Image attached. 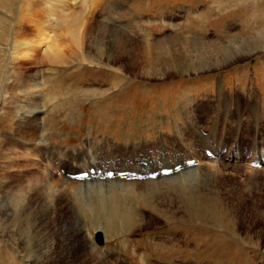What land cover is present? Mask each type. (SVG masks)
<instances>
[{
    "label": "rangeland",
    "instance_id": "1",
    "mask_svg": "<svg viewBox=\"0 0 264 264\" xmlns=\"http://www.w3.org/2000/svg\"><path fill=\"white\" fill-rule=\"evenodd\" d=\"M39 2L0 4V18L10 24L19 8H36L47 17V9L60 11L56 0L42 8ZM68 4L96 26L118 29L140 45L177 36L205 43L236 41L238 55L252 47L258 51L221 70L196 72L189 64L208 57L185 52L179 42L151 50V62L139 56L132 67L124 57L116 64L109 60L113 67H108L101 51L113 47L105 41L97 52L92 39L87 42L86 54L97 55L101 63L82 62L55 21L51 30L37 25L40 34H58L55 40L64 36L58 45H69L66 50L75 59L57 72L50 63L38 68L20 61L10 64L0 101V264H264V175L258 174L264 171V0ZM6 13L10 18L2 17ZM26 21L16 26L17 40L36 44L38 31H26ZM92 32L101 33L96 27ZM5 39L0 48L7 46ZM170 47L187 59L188 67L179 73L176 64L170 67L168 53L157 56ZM4 66L0 59V83ZM43 75L52 81L43 94L35 93V108L43 115L37 113L34 121L26 117L30 107L21 106L20 87L26 78L36 82ZM223 88L226 104L221 102ZM251 88L260 98L254 100V112L248 109ZM200 137L223 151L227 169L204 161L183 176L153 180L146 193L136 186L119 190L115 183H103L106 187L99 191L93 182L101 181L98 175L92 181L67 177L89 165L159 169L165 159L186 154L189 143L204 155ZM207 197L217 203L214 213L192 218L188 205ZM97 232L103 233V247L94 241Z\"/></svg>",
    "mask_w": 264,
    "mask_h": 264
},
{
    "label": "bare ground",
    "instance_id": "2",
    "mask_svg": "<svg viewBox=\"0 0 264 264\" xmlns=\"http://www.w3.org/2000/svg\"><path fill=\"white\" fill-rule=\"evenodd\" d=\"M11 1H13V0H0V4L12 7L13 5L10 4ZM39 1L40 2L38 4V7L42 8V7L47 6L46 3L48 2V0H39ZM70 1H75V0H56L57 5L56 4H54V5H56L58 10H60V11L56 12V10L47 9L51 13L48 15V17H47V15L45 16L44 14L43 15L38 14L37 13L38 11L36 8H33L34 10L31 8L29 11H28V9L19 8L16 10L17 11L16 16H14L13 19L10 20V24H8V22H6V20H3V18H0L1 22L4 21L2 23L3 27H1L2 33H0V41L5 39V37H6L5 40L7 42V46L5 47V49L0 48V59H2V61L5 62V66L3 67L4 70H3L2 76H1V83H0L1 84L0 85V101H1V99L3 97V93H4V87H5L4 84L8 78L7 76L9 75L10 64L14 61H18V62L20 61L21 63H23L25 65H26V63L27 64L29 63L30 65L37 66V68H38V66H43L44 64L50 63L52 65L50 70L52 72H57L59 66H61V65L65 66L66 64L68 65L71 63L69 61L71 57L75 59V57H74L75 55L72 52L74 50L75 53L80 54L82 56L81 59L76 57L77 60H81L82 62L83 61H85V62L91 61V62L101 63V62H99L100 60H96L97 55L95 56L96 57V59H95L90 54H86L87 42L89 39H92V45L93 46H91V47H92L93 52H97V51H100L99 49H103L102 48L103 44L110 45L113 47V50L101 51V52H103L104 56L107 55L106 57H108L107 60H104V61L102 60L104 62V64L108 67L109 66L113 67V65H111L109 60H112L116 64L119 62L120 59H122L124 57H127V58H129V60H132V63L130 65L132 67H133V64L135 63V61L139 58V56L147 58L151 62L152 61L151 55H150V54H152L151 50H154L155 48L164 47V46L166 47V45H175L174 43H179V42L180 43L182 42L184 44L183 49L185 50V52L195 53V54H197L195 56L199 57V59L200 58L204 59V57H208L207 60H206V58H205V61L200 60V62L195 63L193 66L191 63V64H189V67H188L187 59L185 58V55L182 54L183 52L180 50H177V49L172 50V48L170 47L171 49L169 48L168 51H162L160 53H157L158 58L162 54L168 53V55H170V61H169L170 67H172L173 64H176L175 70L178 71L177 73L185 70L187 67L189 70H196V72L206 71V70L207 71L221 70L226 65L232 64L234 62L236 63V62L244 59L246 56L253 55L255 51L256 52L258 51V48L252 47L249 49V51H247V54L238 55L236 52L239 50H237L236 47H239L240 45H238V42H236V41L234 43L230 42L227 44L226 43H220V42L205 43V42H196V41H191V40H187V39H182V38H178L177 36L167 38L165 40H160V41H156V40L151 41V42L146 41L143 45H140V44H137L135 41L131 40L130 38H128V36H126L123 32L119 31L118 29L108 27L107 25L102 24V23H100L96 26V24H94L95 22L94 23L91 22L89 19L84 17V15L82 13H77L78 11H76V10H75L76 11L75 12L72 9V7H70L71 5L68 4ZM76 1H78V0H76ZM14 4L16 6L15 2H14ZM3 8H4V6H3ZM74 9H76V8H74ZM4 15H6V16H4ZM4 15L2 17H5V19L10 16L7 13ZM20 20H27L26 24L28 25V27L26 28V31H30V32H35L36 30L38 31V29H36L37 25L41 26L42 29L51 30L54 26L53 22L55 21L56 25L54 27H60L61 29L63 28L64 32H66L69 35L67 37L71 43L70 47L72 48V51L66 50V47H69V45L66 46L65 48H64V46H62L60 44L58 45V43H61V41L65 40V38H63L64 36L60 37L59 40L58 39L55 40L57 38L56 35H58V34H55L52 38L46 34H42V33L40 34L38 31L37 37L39 36V40L37 41L38 43L35 42L36 44H34V41L32 43V42H26L25 40H21V41L19 39L17 40L15 30H16V26L18 25V22ZM8 26H9V28H8ZM93 27H96L97 29H99V31L101 33L98 35L93 33L92 32ZM5 32H8V33H5ZM24 35H26L25 32L23 33V36ZM64 35H65V33H64ZM102 41H105V43L102 44ZM196 46H199L201 48H197L198 50L193 49V47H196ZM257 47H259V46H257ZM1 49H3L4 52H1ZM261 49H262V47H261ZM159 51H161V50H159ZM116 52H117V54L115 55ZM114 55H115V58H113ZM152 55H154V53ZM81 56H79V57H81ZM99 56H100V54H99ZM188 56H190V54ZM195 56H192V57H195ZM213 56H218V58L212 60L211 58ZM3 58H5V59L3 60ZM77 60H76V63L78 62ZM165 62H167V60H165ZM171 63H173V64H171ZM79 64H80V62H79ZM3 65H4V63H3ZM71 65H72V63H71ZM154 67H155V65H154ZM41 73L42 72L40 71L39 74L42 75ZM175 74L176 73L173 72V75H175ZM38 78L39 77H37V79ZM51 81L52 80L50 78L45 77L44 75H43V78L41 81L31 82V80L28 78H26L24 82L22 81L23 83L21 84V87H20V93H21V95H23V99L25 101H24V105H21V106L26 107V108L30 107V109H31L28 112L29 115L26 117H30V118L32 117V118H34V121H35L36 114L37 113L39 115L42 114L43 110H39L38 106H37V108H35V106L37 105V104H34L35 103L34 100L36 98L35 93L37 92V90H39L37 94H40V93L43 94V91H45L47 89V86L51 84ZM42 96L47 98V94L42 95ZM220 96H221V102H223L224 104L229 102V97H228L227 93H225L224 88H223V91H221ZM249 98H252L253 100L251 101L250 105H248V107H249L248 109L250 111L254 112L257 109L256 103L254 100L260 99L258 94L256 93L255 88L250 89L248 99ZM19 99H20V97H19ZM248 102H247V104H248ZM24 109L25 108H23V110ZM36 126H38V125H36ZM37 129H39V128H37ZM211 138H213V137H211ZM214 138H216V137H214ZM212 142L213 141L209 138L200 137L199 143L202 146V150L206 149L204 155H202L199 152L200 150L198 151L199 148L197 146H194L191 143H189V145H188L189 147H187V148H189L188 152H187L189 155L185 156L187 153L186 154L181 153L178 158L175 157V159L172 161H168L165 159L161 163L162 166L159 169H154V170H150V171L146 172L141 167H139V168H134V167L124 168L123 166L114 165V166H112V168H115V169H111V168L110 169H107V168L104 169V172L106 173V175H104V176L98 175L99 176L98 178L101 181L103 180L104 182L96 181V180L93 182H94L95 186H97V189L99 191H102L103 189H105L106 186H104L103 183H106L105 185H107V187L108 186L111 187V185H114L112 183H115L119 190H126V189H129V187H131V186H136L142 193H146L148 191V189H150L149 187L152 186V183H154L153 180H155V179H150L149 176L153 173H156V172H159V175L156 178L157 180H155V181H161L163 179H172V178H175L177 176L180 177V176L185 175L186 173L193 172V171L197 170L200 166H202V163L204 161H206L204 163L208 162V164L211 162H214L213 164H215L214 166L217 169H218V167H221V168L223 167L224 169H227L228 166H226V164L222 163V161L224 159L222 157L223 151L220 150L219 148H216L217 145L216 146L214 144L211 145ZM28 143H30V142H28ZM185 145H187V144H185ZM219 145L221 147V144H219ZM27 146H29V145H27ZM175 149H173V150H175ZM195 149H197V151ZM169 151H172V149ZM207 151H211L213 154V157H208L206 155ZM159 155H160V153H159ZM205 155L208 158L205 157ZM183 156H185L184 157L185 160L181 161L183 159L182 158ZM191 156H193V157H191ZM191 160H195L194 166L188 165V161H191ZM181 164H183V165L181 166ZM179 165L181 168L177 169V167ZM196 165L198 166V168L195 169L194 167ZM215 167H213V168H215ZM95 168L100 169L99 167H95ZM95 168L93 165H89V166H87V169L74 170L69 175L70 176L71 175H77V174L86 173V172L89 173V171L91 169H95ZM169 169L172 170V173H170L168 175L161 173L162 170H169ZM178 171H180V172H178ZM109 172H116L115 178L113 180L108 178L107 173H109ZM121 172H123V173L127 172V175H125L124 177H120L121 175H119V174ZM132 174L134 175V177L132 176ZM258 174L264 175V171L261 170L258 172ZM60 176H61V174H60ZM92 176L93 175H90V177H89L90 180H91ZM135 177L137 178V180L133 179ZM69 178L73 180V178H71V177H69ZM39 179H37V180H39ZM74 180H76V179H74ZM51 181H52V179H51ZM86 184L88 187V185L90 183L85 182V186H86ZM35 186H36V184H35ZM81 186H82V184H81ZM78 187H80V186H78ZM89 191H91V190L89 189L88 192ZM208 199H210V197H207L205 199H201L195 205L194 204L188 205L189 212L191 213L190 216L192 218H196V217L200 216L201 213H205L206 211H209L210 213H214V212H212V211H214L212 209H214L217 206V203L214 204L212 201H210ZM97 233H102V232H97ZM1 259L4 261L3 258H1ZM7 262H6V264H7Z\"/></svg>",
    "mask_w": 264,
    "mask_h": 264
},
{
    "label": "water",
    "instance_id": "3",
    "mask_svg": "<svg viewBox=\"0 0 264 264\" xmlns=\"http://www.w3.org/2000/svg\"><path fill=\"white\" fill-rule=\"evenodd\" d=\"M95 240L97 241V243L99 245H104V237H103V234L102 233H96L95 234Z\"/></svg>",
    "mask_w": 264,
    "mask_h": 264
}]
</instances>
